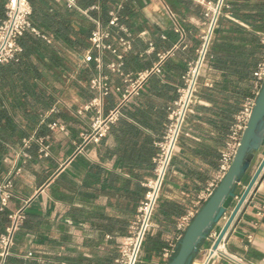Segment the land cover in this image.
Segmentation results:
<instances>
[{
    "label": "crops",
    "instance_id": "0c3cea01",
    "mask_svg": "<svg viewBox=\"0 0 264 264\" xmlns=\"http://www.w3.org/2000/svg\"><path fill=\"white\" fill-rule=\"evenodd\" d=\"M74 1L69 7L67 0H29L31 27L40 37L26 30L18 39L23 52L0 65V183L6 177L13 181L12 196L0 205V235L9 212L22 208L25 213L0 264H115L118 245L155 178L156 143L184 86L183 76L199 59L217 3L128 0L120 19L123 0L105 8L100 0ZM111 11L118 26L111 28L110 42L118 46L117 38L124 37L131 46L124 53L123 73L151 67L158 52L173 53L162 71L121 105L99 143L81 144L80 133L93 117L91 111L78 112L96 93L90 78L101 74L113 85L123 84V76L107 67L116 61L110 51L102 53L100 68L95 61H81L88 50L98 54L88 38L97 24H107ZM258 31H264V0H223L134 264H166L161 249L179 237L177 219L197 209V194L217 169L234 115L253 91L252 72L262 55ZM119 99L111 91L104 111ZM263 131L264 123L259 135ZM38 138L47 155L40 153ZM252 153L236 184V199L263 158L264 143ZM236 199L213 231L219 232ZM210 246L205 237L190 264H203ZM222 247L250 264L264 256V168ZM207 264L236 263L219 253Z\"/></svg>",
    "mask_w": 264,
    "mask_h": 264
},
{
    "label": "built area",
    "instance_id": "2783aa9c",
    "mask_svg": "<svg viewBox=\"0 0 264 264\" xmlns=\"http://www.w3.org/2000/svg\"><path fill=\"white\" fill-rule=\"evenodd\" d=\"M222 4L223 0L221 2L220 8L218 9L217 15L220 12ZM67 5L72 7L75 5V1L67 0ZM96 7L97 6H93L92 8ZM216 10L217 3L213 8L211 19H213ZM31 12L32 9L28 0H5L4 17L0 23V65L14 59L22 52V46L19 44L18 39L26 30H31L38 34V32L31 27ZM109 14L110 19L107 24H97L96 28L93 29L88 38L90 47L97 50L98 54L94 56L91 51L88 50L82 55L81 61L86 63L95 61L96 66L100 68L102 65V53L106 50L110 51L115 55L116 61L108 63L107 67L111 72L123 76V84L121 86L113 85L108 81L105 75L101 74L94 75L90 78L89 86L96 93L81 105L78 112L91 111L93 113V117L88 126V130L80 133L81 144H86L89 142L99 143L102 137L106 135L110 124H112L118 118L121 105L125 101L129 100L132 96L138 94L145 81L151 75L159 74L162 71V65L165 58L173 53L172 50L158 52L156 54L157 58L151 67L136 72L123 73L122 65L124 53L129 50L131 46L129 40L124 37L117 38L118 46L113 45L110 42L112 37L111 28L118 26V17L114 11L109 12ZM206 15L208 16L209 13H206ZM211 22L209 25H211ZM120 28L123 31H126L125 27L120 26ZM256 34L261 45L262 55L252 72V76L254 78L253 91L251 95L244 99L240 109L234 115L233 121L230 124L227 133L225 144L219 152L217 169L212 177L207 181L205 187L197 194L195 201L197 209L188 211L186 214L181 215L177 219L176 228L180 232L179 237L169 241L164 247H162L161 257L166 262H168L175 255L183 232L202 204L210 197L215 187L218 185L228 170L236 148L239 144L241 134L245 128L248 117L250 116L256 95L264 83V31H258ZM150 47H152L151 43ZM202 48L203 45L201 47L200 54L202 52ZM196 65L197 63L183 76L184 86L180 89L179 97L174 102L173 107L170 108L169 121L163 132L162 138L156 143L157 153L153 161L155 165V178L148 183L149 190L145 193L143 200L140 201L136 209L135 217L129 223L127 234L122 237L118 245L119 255L115 261V264L135 263L137 253L150 224L151 216L159 195L160 186L166 168L173 153L177 138L181 132L186 111L188 110L193 99L196 80L199 74V70L196 73ZM111 91H116L119 93L120 99L113 107L109 108L107 111H104L105 98ZM37 142L40 146V153L42 155H47V146L44 144L43 138H38ZM19 171L20 168L15 169V173H18ZM12 188L13 181L11 177H6L0 183L1 209L6 205L8 199L12 196ZM224 217L225 216H223V218ZM7 218L8 224L6 226L5 232L0 235V259L2 261L10 253L14 234L20 228L25 219L24 210L20 208L15 211H11L8 213ZM217 235L218 232L213 231L212 229L208 231L206 239L211 241V246L208 252L217 238ZM219 253L227 255V257L236 264H250L245 262L238 255L225 252L222 247V241L212 252L210 258L214 255H218ZM257 264H264V256Z\"/></svg>",
    "mask_w": 264,
    "mask_h": 264
},
{
    "label": "water",
    "instance_id": "95a60500",
    "mask_svg": "<svg viewBox=\"0 0 264 264\" xmlns=\"http://www.w3.org/2000/svg\"><path fill=\"white\" fill-rule=\"evenodd\" d=\"M222 0L217 2V10L213 16L211 25L209 27L206 40L203 44L202 52L199 56L196 73L198 72L204 53L207 48V44L217 19L218 9L220 8ZM196 78V75H195ZM264 123V83L260 88L258 94L256 95L254 105L252 107L250 116L246 122L245 128L241 134L239 144L236 148L232 161L228 170L226 171L223 178L220 180L218 185L215 187L214 191L210 197L202 204L200 209L196 212L191 222L182 234L181 239L178 243V249L175 255L166 264H190L193 254L197 251L199 243L206 237L208 231L216 224L218 221L225 216L229 207L232 205L233 201L236 199L235 188L236 184L239 182L241 175L249 167L251 158L253 157V150L259 144L264 143V131L259 135V130ZM264 168V156L261 159L259 165L255 169L253 175L251 176L249 182L245 186L241 195L236 199L235 204L230 210L225 223L222 225L218 232L217 238L208 255L205 259L204 264L209 260L212 252L217 248L219 243L222 241L224 235L226 234L231 222L236 216L238 210L240 209L242 203L246 199L248 193L253 187L254 183L260 176Z\"/></svg>",
    "mask_w": 264,
    "mask_h": 264
},
{
    "label": "trees",
    "instance_id": "16d2710c",
    "mask_svg": "<svg viewBox=\"0 0 264 264\" xmlns=\"http://www.w3.org/2000/svg\"><path fill=\"white\" fill-rule=\"evenodd\" d=\"M29 1V0H28ZM116 1L117 0H100V3L102 4V6L105 8L108 4H110V3H112L113 2V4L114 3H116ZM126 2H128V0H123L122 2H121V9H120V11H119V17H120V19H121V17H122V15H123V12H124V10H125V8H126V6H127V3ZM4 5H5V0H0V23H1V21H2V19H3V17H4ZM30 6H31V4H30ZM31 9H32V6H31ZM32 13V12H31ZM26 33H29V32H26ZM24 34V33H23ZM22 34V35H23ZM30 34L31 33H29V35H27V36H30ZM31 35H34V36H38V37H40V34H35V33H33V34H31ZM20 44V43H19ZM21 45V44H20ZM22 46V45H21ZM23 50H24V47L22 46V52H23ZM21 52V53H22Z\"/></svg>",
    "mask_w": 264,
    "mask_h": 264
}]
</instances>
